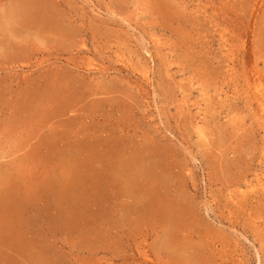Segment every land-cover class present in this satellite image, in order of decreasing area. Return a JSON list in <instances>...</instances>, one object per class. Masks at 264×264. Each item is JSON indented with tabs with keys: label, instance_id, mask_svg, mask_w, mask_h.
Wrapping results in <instances>:
<instances>
[{
	"label": "rangeland",
	"instance_id": "obj_1",
	"mask_svg": "<svg viewBox=\"0 0 264 264\" xmlns=\"http://www.w3.org/2000/svg\"><path fill=\"white\" fill-rule=\"evenodd\" d=\"M0 264H264V0H0Z\"/></svg>",
	"mask_w": 264,
	"mask_h": 264
}]
</instances>
